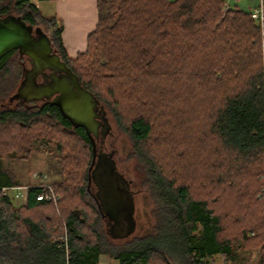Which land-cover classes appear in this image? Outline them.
<instances>
[{"label": "trees", "instance_id": "obj_1", "mask_svg": "<svg viewBox=\"0 0 264 264\" xmlns=\"http://www.w3.org/2000/svg\"><path fill=\"white\" fill-rule=\"evenodd\" d=\"M97 4L96 30L74 59L61 22L27 0H2L0 17L21 16L51 39L146 162L158 222L173 215L178 230L115 253L88 188L89 136L57 106L9 101L25 63L13 51L0 60V264H99L102 255L119 264H217V256L236 264L254 251L264 264V23L225 0ZM34 153L56 162L57 203L37 200L46 190L33 185L16 199L23 186L3 163ZM64 232L66 245L55 239Z\"/></svg>", "mask_w": 264, "mask_h": 264}, {"label": "water", "instance_id": "obj_2", "mask_svg": "<svg viewBox=\"0 0 264 264\" xmlns=\"http://www.w3.org/2000/svg\"><path fill=\"white\" fill-rule=\"evenodd\" d=\"M13 51L27 57L32 69L24 73L20 86L9 101L29 103L43 97L53 98L50 104L57 106L73 127L85 129L92 142L88 188L92 184L97 188L93 198L102 218L110 221L107 234L115 241L133 236L137 224L132 181L118 171L111 155L97 150L96 141L111 131L104 106L82 86L79 77L53 48L51 39L45 33L35 30L21 16L8 14L0 17V60ZM46 71H52V82L37 85L35 76Z\"/></svg>", "mask_w": 264, "mask_h": 264}, {"label": "rangeland", "instance_id": "obj_3", "mask_svg": "<svg viewBox=\"0 0 264 264\" xmlns=\"http://www.w3.org/2000/svg\"><path fill=\"white\" fill-rule=\"evenodd\" d=\"M13 67V66H12ZM13 69H17L14 65ZM109 122L111 124V132L107 137V147L117 150L116 161L118 162V171L123 174L126 178L132 181V191L136 192L137 210L136 220L137 228L133 236L125 240L115 241L110 240L115 253L126 251L131 245L139 242L142 239H151L152 236H157L161 241L164 236H161L163 232L174 235L178 230V226L173 221V215L168 217V220L164 219V222H158L157 216V199L153 196V190L158 189V185H155L153 180L151 181V172L146 162L138 154L135 144L129 135L119 127L115 118L111 113L108 112ZM11 178L16 184L21 185L23 189L19 195L17 189L16 199H25L26 194L25 188L28 186H36L42 179L41 177L48 176L49 182L58 180L57 165L56 162L49 156L44 154L34 153L29 159L16 160V161H5L3 163ZM154 186V187H153ZM153 187V188H152ZM156 191V190H155ZM157 192V191H156ZM7 194V193H6ZM58 210V208L56 207ZM58 213V212H57ZM61 217L62 215L58 213ZM63 219V218H61ZM103 222V229L106 232V225ZM63 224V223H62ZM65 232L56 237V240L65 238ZM153 238V237H152ZM111 247V246H110ZM243 261L236 264H256L258 260L257 252L243 253ZM217 264H223V260L217 256ZM99 264H119L117 259H111L107 255H102Z\"/></svg>", "mask_w": 264, "mask_h": 264}, {"label": "crops", "instance_id": "obj_4", "mask_svg": "<svg viewBox=\"0 0 264 264\" xmlns=\"http://www.w3.org/2000/svg\"><path fill=\"white\" fill-rule=\"evenodd\" d=\"M174 1V0H171ZM228 7L251 13L264 0H225ZM2 0H0L1 4ZM45 17H56L62 24V41L69 58L87 50L88 37L98 24V0H27Z\"/></svg>", "mask_w": 264, "mask_h": 264}, {"label": "flooded vegetation", "instance_id": "obj_5", "mask_svg": "<svg viewBox=\"0 0 264 264\" xmlns=\"http://www.w3.org/2000/svg\"><path fill=\"white\" fill-rule=\"evenodd\" d=\"M57 51V50H56ZM25 63H24V73H27L28 71H30L32 69V66L30 64V61L28 60L27 57H25ZM23 73V75H24ZM51 74H52V71H46L45 74H39L37 76H35V83L37 85H41V84H48V83H51L52 82V79H51ZM59 76H61V74L57 73ZM51 99H47V98H42L40 100H33L29 103H32V104H36V105H44V104H47V103H50ZM23 101V100H22ZM22 101H14V102H17V103H21ZM24 104H28V103H24ZM106 117H107V120L109 121V118H108V113L106 114ZM110 123V122H109ZM111 132V131H110ZM110 135V133L103 137V136H100V138L96 141V144H97V150L98 151H104L106 153H108L109 155H111L112 159L115 160L117 166H118V162L116 161V154H117V150L112 148L113 146L111 145V149H109L107 147V137ZM119 168V167H118ZM128 179V178H127ZM130 180V179H128ZM131 181V180H130ZM132 187V185H131ZM89 192L90 194L94 197L97 193V188L94 184H92L90 187H89ZM136 195L137 193L134 191V198H135V206H136V210H137V200H136ZM135 215H136V211H135ZM135 220H136V216H135ZM103 221L105 222V225H106V229H107V225L110 224V221L107 219V218H104ZM136 224H137V220H136Z\"/></svg>", "mask_w": 264, "mask_h": 264}, {"label": "built area", "instance_id": "obj_6", "mask_svg": "<svg viewBox=\"0 0 264 264\" xmlns=\"http://www.w3.org/2000/svg\"><path fill=\"white\" fill-rule=\"evenodd\" d=\"M251 13H252V16H253V18L255 20H258L261 23H264V6H263V3L261 4V6L258 9L254 10ZM41 178H42L41 179V183L36 185V186L40 187V188H43L46 191L43 192L40 196H38L37 200L57 203L59 201V197L55 194L53 186L49 182L48 176H44V177H41ZM18 190H19V195H20L21 191L24 190V188L23 189H18ZM9 191H10V189H8V188H4L3 189L4 193H8ZM58 241H60V242H62V243H64L66 245L67 237L65 236V238H61V240H58Z\"/></svg>", "mask_w": 264, "mask_h": 264}]
</instances>
